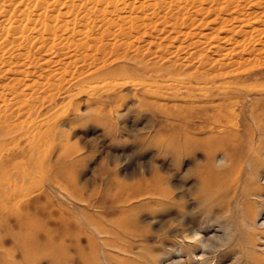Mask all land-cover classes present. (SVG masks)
<instances>
[{
  "label": "rangeland",
  "instance_id": "rangeland-1",
  "mask_svg": "<svg viewBox=\"0 0 264 264\" xmlns=\"http://www.w3.org/2000/svg\"><path fill=\"white\" fill-rule=\"evenodd\" d=\"M146 1L136 2L144 13H131L149 25L147 36L114 47L95 20L97 52L64 75L38 46L28 54L25 41L16 50L12 35L1 40L9 49L0 47V125L5 106L15 117L0 126V264H264V35H251L262 50L242 55L244 69L179 67L193 52L221 64L217 50L231 43L220 38L264 29V0H189L182 14ZM154 8L166 18L155 19ZM201 32L211 45L191 50ZM62 53L52 59L75 60L74 49ZM197 70L211 74L200 79ZM20 77L19 104L7 84Z\"/></svg>",
  "mask_w": 264,
  "mask_h": 264
},
{
  "label": "bare ground",
  "instance_id": "bare-ground-1",
  "mask_svg": "<svg viewBox=\"0 0 264 264\" xmlns=\"http://www.w3.org/2000/svg\"><path fill=\"white\" fill-rule=\"evenodd\" d=\"M138 0H0V28H1V33H0V42H1V40L3 39V38H5L6 36H8V34H9V37H10V35H12V37H13V40L11 41V43H9L10 44V46H12V47H14V49H16V47H15V45L18 43V42H20V43H22L23 41H25L26 43V45L27 44H29V45H25L26 47H27V49H25V51L29 54V52L31 51L30 49H31V46H38V49L37 50H39L40 52H44L45 54H48V58H49V56H51V58H50V62L47 60L45 63L47 64H52V63H59V64H57V65H59L60 67H59V72L61 71V70H67L66 68L68 67H70V66H72L73 67V65H78V64H80V63H86V61H88V59H90V58H92V57H90V55L88 54V53H90V52H93V51H96L97 52V50H98V47L97 46H99V41H101V40H99L100 38H96V37H94V34H96V32H95V30H97V26H96V21L95 20H98V19H100L101 20V23H102V31H103V29L104 28H106L105 30H104V32L106 33L105 35H107V37H113V39L115 40V43L114 44H112L113 46L115 45V44H117V42L119 43V41H118V39L119 38H123V39H128V40H131V39H135L136 41H139V40H141L142 38H143V36L146 34V28L149 26H146L144 23L146 22H143L144 21V19L140 16V17H134V19H133V15H135V14H133V13H131V12H134L135 13V11H141L142 13H144L143 11H144V8H145V5H144V3H140V4H137L136 2H137ZM143 1V0H142ZM146 1V0H145ZM152 1V0H151ZM156 1V2H155ZM236 1L237 0H228L227 2H228V4L227 5H231V4H233L234 5V3H236ZM239 1V0H238ZM149 2V1H148ZM169 3V5L168 6H170V4H173V5H175V8H176V10H178L179 12H180V14H182V10H183V8L184 7H182L183 5L182 4H184V6H186V8H187V4L190 2L189 0H170V1H168V0H154V1H152L151 2V4L148 6H146V7H148L150 10H151V8L152 7H156V6H158L159 8L160 7H168L167 5H166V3ZM195 2H197V1H195ZM199 2V1H198ZM226 2V3H227ZM145 3H147V1L145 2ZM191 3H193L194 4V2H192L191 1ZM239 3V2H238ZM148 4V3H147ZM193 4H191V5H193ZM237 4V3H236ZM232 5V6H233ZM238 5V4H237ZM235 6V5H234ZM189 7V6H188ZM191 7V6H190ZM195 7V6H194ZM238 7H239V5H238ZM192 8V7H191ZM191 8H189V9H191ZM196 9H198L197 7H195ZM34 9L36 10V11H34ZM149 9H147L148 11H146V13L147 12H149ZM153 9V8H152ZM161 9V8H160ZM163 9V8H162ZM166 9V8H165ZM165 9H163V10H165ZM193 9V8H192ZM230 9V8H229ZM129 10V11H128ZM146 10V9H145ZM167 10L169 11V12H172V11H170L169 10V8H167ZM175 10V9H174ZM160 11V10H159ZM182 11V12H181ZM36 12V13H35ZM151 12V11H150ZM149 12V13H150ZM154 12V13H153ZM153 15H154V17H157V18H155V19H158V17L160 16V14H158L159 12H156L155 11V8H154V10H153ZM163 12V11H162ZM165 12H166V10H165ZM174 12V11H173ZM35 13V17H36V20L34 21V22H38V24L37 25H35V24H33V25H35L34 26V28L32 27V26H30V25H28V22H30L31 21V19H32V17H33V14ZM115 13H117V16L116 17H114V14ZM119 13L121 14H123V15H119ZM166 13H168V12H166ZM175 13V12H174ZM205 13V12H204ZM139 14V13H138ZM176 14V13H175ZM245 14V13H244ZM243 14V15H244ZM252 14L254 15V13H251V15L249 14L248 16L249 17H251L252 16ZM137 15V14H136ZM143 15V14H142ZM149 15V14H148ZM169 16L170 15H172V13L171 14H168ZM167 15V16H168ZM179 15V14H178ZM177 16V15H176ZM248 16L246 15V16H244L243 18H239V19H241L240 20V23H241V25L242 24H244L245 26H247L245 23L246 22H249L250 20H252L251 18H254V17H251L250 19H248ZM171 17H173V16H171ZM184 17V16H183ZM236 17V16H235ZM234 17V18H235ZM147 18V17H146ZM149 18V17H148ZM166 17H165V15H163V16H161V17H159V19H165ZM168 18V17H167ZM175 18V17H174ZM173 18V19H174ZM233 18V19H234ZM180 19H181V17H180ZM184 19V18H183ZM185 19H186V17H185ZM195 17H194V21H195ZM224 19H227V18H224ZM255 19V18H254ZM150 20V19H149ZM153 20H154V18H153ZM161 20V21H162ZM168 20V19H167ZM171 20V19H170ZM175 20L176 21H174L173 20V22H177V21H179V18H175ZM190 20V19H189ZM193 20V19H192ZM199 20V19H198ZM235 20H238V19H235ZM156 21V20H155ZM181 21V20H180ZM184 21V20H183ZM187 21V20H186ZM191 21V20H190ZM225 21H228V22H230L231 21V19L230 20H225ZM224 21V22H225ZM171 22V21H170ZM170 22H168V23H170ZM200 22V21H199ZM31 23H32V21H31ZM100 23V22H99ZM100 23V24H101ZM150 23V22H149ZM160 23V22H159ZM179 23V22H178ZM184 23V22H183ZM187 23H189V22H187ZM231 23V22H230ZM98 24V23H97ZM177 24V23H176ZM189 24H191L192 25V23H189ZM198 24H200V23H198ZM175 24H173V26H174ZM181 25H182V23H181ZM185 25V24H184ZM231 25V24H230ZM240 25V24H239ZM248 25H249V23H248ZM98 26H100L99 24H98ZM166 26V25H165ZM169 26V25H168ZM170 26H171V24H170ZM173 26H172V28H173ZM180 26V25H179ZM187 27H189L188 25H186ZM237 26V25H236ZM175 27V26H174ZM182 27H184V26H182ZM232 27V26H231ZM230 27V28H231ZM235 27V26H234ZM153 28H155V27H153ZM162 28V27H161ZM164 28V27H163ZM179 29H181V27H178ZM177 28V29H178ZM185 28V27H184ZM221 28V27H220ZM223 28V27H222ZM239 28V27H238ZM253 28V30H250V31H247V29L246 30H244L243 29V27H240V29H239V31H235L234 30V32H235V34H234V32H233V34L234 35H236V36H243L242 38H244V36H245V39H242L241 41H239L237 38H234V36H232L233 37V39L232 38H228V37H222V38H220L218 41H223V42H225V43H227V42H230L231 43V45H229V46H231V47H229V49H222V48H219L218 50H217V52H218V54H219V59L217 60V61H219V62H222L221 64H213V63H211L209 60H208V58H207V56L205 55H203L202 54V56H201V52L199 53V54H197L198 52H193V54H188V50H185V52L188 54V56H189V59H187V60H185V61H183L181 64H180V66L179 67H183V66H186V63L185 62H188L187 64H188V66L190 65V64H192L190 67L191 68H194V66H196V64H199V66L201 67V68H207V67H211V69H214V67H216V65H218V66H221L222 67V69L224 70V67H226V68H232V67H235L237 70H241V69H244L245 68V66L247 65V60H244V58L242 57V55H254L256 52L258 53L259 51H260V49H256L258 46H256V48H254V47H252V42H251V38H252V34L253 33H255L256 34V36L257 37H260L261 38V35H264V29H261L260 27H258V28H260V29H258V28H256V27H252ZM251 28V29H252ZM254 28H256V29H254ZM152 29V28H151ZM167 29V28H166ZM171 29V28H170ZM187 29V28H186ZM186 29H185V31H186ZM191 29V28H190ZM163 30H165V29H163ZM184 30V29H183ZM225 30V29H224ZM156 31V30H155ZM175 31H177V30H175ZM175 31H174V33H175ZM231 31V30H230ZM233 31V30H232ZM231 31V32H232ZM95 32V33H94ZM160 32H162V30L160 31ZM165 32L168 34V30L166 31L165 30ZM164 32V33H165ZM189 32V31H188ZM188 32H178L177 31V34H179L178 35V37L180 38V36L182 37H184V38H192V37H194V35L193 34H191L190 32L188 33ZM192 32V31H191ZM213 32V31H212ZM100 33H103V32H101L100 31ZM153 33V32H152ZM166 33H165V35H166ZM209 33V32H208ZM150 34V33H149ZM158 34V33H157ZM156 34V35H157ZM170 34V33H169ZM200 34V33H199ZM158 35H160V33L158 34ZM161 35H163V34H161ZM165 35H163V37L165 38L166 36ZM175 35V34H174ZM197 35V34H196ZM254 35V34H253ZM98 36V35H97ZM102 36V35H101ZM145 36H147V35H145ZM171 36V35H170ZM199 37H200V35H198ZM197 36V37H198ZM211 36V34H202V32H201V38H202V40H196V42H194V40L193 41H191V42H193V43H190V42H188V44H189V46H190V49H191V47H195L194 49H197V47L199 46V48L200 47H204L205 48V50L211 45V43H209V42H212L211 40H210V37ZM212 36H213V34H212ZM176 37V36H175ZM196 37V38H197ZM198 37V38H199ZM264 37V36H263ZM262 37V38H263ZM104 38H106V37H104ZM110 38H109V40H110ZM168 38H172V36L171 37H168ZM168 38H166V39H168ZM174 38V37H173ZM172 38V39H173ZM183 38V39H184ZM9 39H12V38H9ZM9 39H7V40H9ZM177 39V38H176ZM203 39L205 40V41H203ZM249 39V40H248ZM254 39H255V35H254ZM7 40H5V41H7ZM104 40V39H103ZM106 40V39H105ZM108 40V39H107ZM134 40V41H135ZM168 40H171V39H168ZM188 40V39H187ZM190 40V39H189ZM188 40V41H189ZM207 40L209 41V42H207ZM256 40H259V38L258 39H256ZM263 39H260V41H262ZM111 41H113V40H111ZM122 41V40H121ZM124 41V40H123ZM133 41V42H134ZM135 41V42H136ZM181 41V40H180ZM182 41H185V39L184 40H182ZM8 42H10V41H8ZM130 42V41H129ZM164 42V41H163ZM172 42V41H171ZM176 42V41H175ZM179 42V41H178ZM254 42H256V41H254ZM4 43V42H3ZM19 43V44H20ZM109 43V42H108ZM121 43V42H120ZM155 43H157V42H155ZM162 43V42H161ZM183 43V42H182ZM209 43V44H208ZM263 43V42H262ZM110 44V43H109ZM122 44V43H121ZM160 44V43H159ZM164 44V43H163ZM187 44V45H188ZM260 44V43H259ZM14 45V46H13ZM22 45V44H21ZM69 45H70V47H69ZM97 45V46H96ZM102 45V44H101ZM104 45V44H103ZM102 45V46H103ZM119 45V44H118ZM126 46V44H122L121 46L123 47V46ZM134 43H131L130 45H128V49H132V48H134ZM153 45V44H152ZM155 45V44H154ZM153 45V46H154ZM157 45H158V43H157ZM205 45V46H204ZM4 47L3 49H2V47ZM0 47H1V50L3 51H5V49L7 48V49H9L8 47H9V45H8V43H7V45H6V43H5V46H3V45H1ZM120 46V45H119ZM162 46V45H161ZM164 46V45H163ZM166 46H167V44H166ZM170 47H172L171 46V44L169 45ZM260 46V45H259ZM26 47H24V48H26ZM112 47V46H111ZM115 47V46H114ZM122 47H120V49L122 48ZM149 47V46H148ZM168 47V46H167ZM169 47V48H170ZM174 47V46H173ZM185 47V46H184ZM183 47V48H184ZM262 47V46H261ZM20 48H21V46H20ZM119 48V47H118ZM156 48V47H155ZM158 48H159V46H158ZM157 48V50H158V52L160 51L161 53H162V49H158ZM164 48V47H163ZM168 48V49H169ZM176 47H174V49H175ZM187 48V47H186ZM224 48V47H223ZM69 50V49H74V51H75V54H73V56H74V59L75 60H71V57H67V56H65L66 58H64V60L62 59V58H60L59 60H57L58 62H56V61H54L53 59L55 58V56L58 54V53H60L61 52V54H63L62 53V51H64V50ZM115 48H113V50H114ZM137 49V50H136ZM135 50L136 51H141L140 49H141V47H138L137 46V48H136ZM168 49H167V51H168ZM202 49V48H201ZM262 49H264V48H262ZM261 49V50H262ZM17 50V49H16ZM34 50V49H33ZM36 50V52L37 53H40L39 51H37ZM126 50V49H125ZM172 50V49H171ZM171 50H169V51H171ZM176 50V49H175ZM181 50V49H180ZM192 50V49H191ZM203 50V49H202ZM3 51V52H4ZM13 51V50H12ZM102 51V50H101ZM167 51L165 50V53H167ZM195 51V50H194ZM199 51V50H198ZM20 52V51H19ZM35 52V53H36ZM69 53H66V54H69L70 55V51H68ZM150 52V51H149ZM205 52V51H204ZM211 52V51H210ZM4 53H6V52H4ZM8 53V52H7ZM65 53V52H64ZM71 53H72V51H71ZM74 53V52H73ZM94 53V52H93ZM169 53V52H168ZM173 53V52H172ZM175 53V52H174ZM186 53H185V55H186ZM189 53H191V52H189ZM251 53V54H250ZM0 54H2V53H0ZM16 54V53H15ZM33 54V53H32ZM88 54V55H87ZM98 54H100V53H98ZM150 54V53H149ZM156 54V53H155ZM159 54V53H158ZM171 54V53H170ZM176 54H178V49H177V51H176ZM180 54V53H179ZM261 54V53H260ZM10 55H12V54H10ZM20 55H22V54H20ZM19 55V56H20ZM27 55V54H26ZM34 55V54H33ZM39 55H41V54H39ZM59 55V54H58ZM80 55V56H79ZM128 55V54H127ZM198 55H200V57L201 58H199V59H197L196 58V56H198ZM236 55H239V56H241L240 57V59L241 60H239V58H238V60L235 58L234 59V57H236ZM4 56V55H3ZM17 56V55H16ZM29 56V55H28ZM60 56V55H59ZM173 56H174V54H173ZM177 56V55H176ZM175 56V57H176ZM193 56V57H192ZM255 56V55H254ZM261 56V55H260ZM0 57H1V55H0ZM4 57H8V56H4ZM3 57V58H4ZM12 57H13V55H12ZM30 57V56H29ZM45 57V56H44ZM95 57V56H94ZM104 57V56H103ZM118 58H119V56H117ZM161 57V56H160ZM178 57H179V55H178ZM177 57V59H180V57L178 58ZM264 57V56H263ZM10 58V57H9ZM26 58V57H25ZM31 58V57H30ZM42 58L43 57H41V60H42ZM53 58V59H52ZM110 58V57H109ZM129 58V57H128ZM164 57H162V59H163ZM188 58V57H187ZM13 59H16L15 57H13ZM27 59V58H26ZM46 59V58H45ZM44 59V60H45ZM68 59V60H67ZM73 59V58H72ZM130 59H132V60H135V61H137V63H139L140 64V60H137V58H130ZM165 59V58H164ZM250 59H252V58H250ZM2 60V59H1ZM4 60V59H3ZM12 60V59H11ZM23 60V59H22ZM40 60V59H39ZM43 60V61H44ZM70 60V61H69ZM99 60V59H98ZM18 61V60H17ZM24 61V60H23ZM69 61V62H68ZM138 61H140V62H138ZM1 62V61H0ZM5 62H6V60H5ZM10 61H8V63H9ZM30 62V61H29ZM32 62V61H31ZM249 62V61H248ZM252 62V61H251ZM3 62H1V64H2ZM10 63H14V61H11ZM15 63H16V61H15ZM95 63V62H94ZM159 63V62H158ZM164 63V62H163ZM178 63V62H177ZM223 63H226V64H223ZM228 63V64H227ZM11 64V65H12ZM18 64V63H17ZM34 64H36V63H34ZM33 64V65H34ZM48 64H47V66H48ZM50 64V65H51ZM144 65H146L145 63H143ZM152 64V63H151ZM168 64H169V66H171V67H174V66H176V63L175 62H172L171 60H168ZM254 64V63H253ZM20 65H21V67H22V64L20 63ZM36 65H40V64H36ZM35 65V66H36ZM49 65V66H50ZM54 65V64H53ZM7 66V65H6ZM28 66V65H27ZM42 66V65H41ZM40 66V67H41ZM49 66H48V68H49ZM139 66V65H138ZM198 66V67H199ZM16 67H19V66H16ZM20 67V70H22L23 68L25 69L26 67H23V68H21ZM33 66H31V68H32ZM39 67V68H40ZM52 67V66H51ZM71 67V68H72ZM75 67V66H74ZM199 67V68H200ZM247 67V66H246ZM30 67H29V69H31ZM43 68V67H42ZM47 68V69H48ZM53 68V67H52ZM56 68V67H55ZM54 68V69H55ZM187 68V67H186ZM197 68V67H196ZM218 68V67H217ZM16 69V68H15ZM36 69V68H35ZM73 69V68H72ZM71 69V70H72ZM182 69V68H181ZM216 69V68H215ZM37 70H39V69H37ZM50 70H52V69H50ZM50 70H48V72H52V71H50ZM78 70V69H77ZM77 70H76V72H77ZM139 70V69H138ZM196 69H194V71H195ZM31 71H32V69H31ZM31 71H29V72H31ZM42 71H44V70H42ZM41 71V72H42ZM46 71V70H45ZM171 71V70H170ZM169 71V74H173V72L171 71L170 72ZM198 71V74H200L199 73V70H197ZM3 72V71H2ZM21 72V71H20ZM23 72V71H22ZM25 72V71H24ZM39 72H40V70H39ZM62 72V71H61ZM214 72V71H213ZM18 73V72H17ZM16 73V74H17ZM26 73V72H25ZM66 73H67V71H66ZM168 73V72H167ZM183 73V72H182ZM216 73V72H215ZM240 73V72H239ZM19 74V73H18ZM28 74H30V73H28ZM35 74H36V71H35ZM44 74V73H43ZM42 74V75H43ZM55 74L56 75H54L53 73L52 74H47V76H46V78L47 77H49V76H52L53 77V79H54V76L55 77H60V75H58L57 76V72L55 71ZM60 74V73H59ZM62 74H63V72H62ZM61 74V75H62ZM71 74V73H70ZM73 74V73H72ZM79 74V73H78ZM178 74V73H177ZM180 74V73H179ZM193 74H194V72H193ZM209 74H211V73H209ZM209 74L208 73H203V74H200V75H198L199 77L198 78H200V79H208V76H209ZM30 75H32V74H30ZM34 75V74H33ZM54 75V76H53ZM64 75V74H63ZM63 75L61 76V78L63 77ZM75 75V74H74ZM73 75V76H74ZM183 75V74H182ZM217 75V74H216ZM26 75H24V77H25ZM39 76V75H38ZM82 76V75H81ZM188 76H193V75H188ZM187 76V77H188ZM28 77V76H27ZM44 77V76H43ZM42 76H41V78H43ZM22 77H20V78H16L14 81H9L8 82V84H7V86H8V90L10 91V93H11V95H13V98H14V100L15 99H18V101L16 102V103H19L20 101V99L23 97H25V95H23L22 93V90H19L17 87H18V85H20V83L23 81L22 79H21ZM37 78H40V77H37ZM64 78V77H63ZM24 79V78H23ZM47 79H49V78H47ZM56 79H58V78H56ZM75 78L73 77V80H74ZM41 80V79H40ZM64 80V79H63ZM70 80V79H69ZM47 81V80H46ZM60 81L61 80H59V83H60ZM12 82H14L13 83V85L11 86V83ZM69 82V81H68ZM58 84V83H57ZM64 84V83H63ZM48 85V84H47ZM22 86V85H21ZM61 86V85H60ZM31 87V86H30ZM63 87H65V86H63ZM45 88H46V86H45ZM51 89V88H50ZM45 90V89H44ZM25 91V90H24ZM28 91V90H27ZM40 91H41V89H40ZM9 93V92H8ZM4 95V94H3ZM27 95V94H26ZM40 95V94H39ZM2 96V95H1ZM30 97V96H29ZM40 98H41V96H39ZM4 98H5V96H4ZM32 99V98H31ZM30 99V100H31ZM55 99V98H54ZM13 100V99H12ZM34 100V99H33ZM8 100H6V102H7ZM10 101V100H9ZM5 102V101H4ZM11 103V102H10ZM20 104V103H19ZM25 104V103H24ZM12 105V104H11ZM37 105H39V104H37ZM18 106V105H17ZM16 106V107H17ZM20 106V105H19ZM30 106V105H29ZM12 107H14V106H11V109H13ZM16 107H14V108H16ZM40 107V106H39ZM3 108V107H2ZM21 108V107H20ZM24 108V107H23ZM2 110V109H1ZM14 110H16V109H14ZM17 110H19V109H17ZM22 110V109H21ZM28 111V110H27ZM4 114L2 115V123L3 124H1L2 125V127H3V125H5L6 123H8V122H10L11 121V119L13 120V118L15 117V114H13L14 116L12 117V115H9V114H7V110H6V106H5V108H4V110L2 111ZM11 112H13V111H11ZM10 112V113H11ZM15 112V111H14ZM20 112V111H19ZM22 112H23V110H22ZM29 112V111H28ZM33 112H35L34 110H33ZM32 112V113H33ZM1 115V114H0ZM26 115H27V113H26ZM18 116V115H17ZM24 117V116H23ZM32 117V116H31ZM17 118V117H16ZM26 118V117H25ZM27 120V119H26ZM16 121H17V119H16ZM23 121H25V120H23ZM29 121V120H28ZM13 122V121H12ZM11 122V123H12ZM14 123V122H13ZM22 123V122H21ZM24 123V122H23ZM22 123V124H23ZM27 123H29V122H27ZM14 124H16V123H14ZM24 124H26V123H24ZM30 124V123H29ZM0 125V126H1ZM9 125V124H8ZM17 125V124H16ZM20 127H21V125H20ZM23 127V126H22ZM16 128H17V126H16ZM12 129V128H11ZM22 129V128H21ZM14 130V129H13ZM12 130V131H13ZM1 131H2V129H1ZM3 132V131H2ZM22 132V131H21ZM7 133V132H6ZM9 133V132H8ZM16 134V133H15ZM6 135V134H5ZM4 135V138L5 137H7V136H5ZM7 135H9V134H7ZM10 136V135H9ZM12 136V135H11ZM1 141V140H0ZM4 141V140H3ZM1 182V181H0ZM2 183V182H1Z\"/></svg>",
  "mask_w": 264,
  "mask_h": 264
},
{
  "label": "clouds",
  "instance_id": "clouds-1",
  "mask_svg": "<svg viewBox=\"0 0 264 264\" xmlns=\"http://www.w3.org/2000/svg\"><path fill=\"white\" fill-rule=\"evenodd\" d=\"M224 163H225V161L223 160V158L221 160L217 161L218 165H221V164H224Z\"/></svg>",
  "mask_w": 264,
  "mask_h": 264
}]
</instances>
